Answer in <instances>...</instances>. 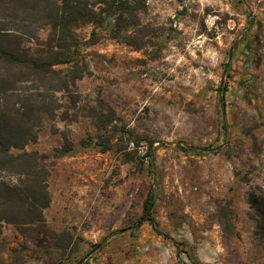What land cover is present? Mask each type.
<instances>
[{
  "label": "rangeland",
  "instance_id": "obj_1",
  "mask_svg": "<svg viewBox=\"0 0 264 264\" xmlns=\"http://www.w3.org/2000/svg\"><path fill=\"white\" fill-rule=\"evenodd\" d=\"M129 3L119 31L77 29L76 58L87 72L57 94V116L27 146L50 155L46 228L21 233L2 223L0 258L264 264V230L249 200L253 191L264 195V0ZM48 33L42 29L40 37ZM108 113L115 118L104 136H114L110 150L53 157L64 136L78 142L96 134L98 114ZM188 147L210 150L181 149ZM149 196L156 225L147 219L136 226Z\"/></svg>",
  "mask_w": 264,
  "mask_h": 264
},
{
  "label": "trees",
  "instance_id": "obj_2",
  "mask_svg": "<svg viewBox=\"0 0 264 264\" xmlns=\"http://www.w3.org/2000/svg\"><path fill=\"white\" fill-rule=\"evenodd\" d=\"M102 3L107 4L106 8H97ZM132 10L129 0H0V225L13 224L21 233L33 227L46 228L44 210L51 202L50 155L29 151L27 146L38 140L45 120L57 116L61 108L57 94L70 92L87 72L76 58L82 46L77 29L92 24L119 31L121 21ZM252 23L249 16L244 36ZM45 28L49 33L42 39L40 31ZM32 42L37 46L28 44ZM91 44L94 42L90 39L86 45ZM61 65L67 66L60 68ZM229 66L228 63L227 70ZM225 89V85L221 87L219 98L223 106ZM114 120L109 113L98 114L96 134L78 142L64 136V143L55 149L53 157L72 155L92 146L101 152L110 150L114 136H104L110 132L108 124ZM152 144L150 141L148 155ZM181 149L197 153L210 150ZM151 199V196L146 199V211ZM249 200L257 226L264 230V195L253 191ZM148 220L155 227V220L152 217ZM133 228L136 226L122 231ZM108 240L104 239L95 248ZM0 264L13 263L0 258Z\"/></svg>",
  "mask_w": 264,
  "mask_h": 264
},
{
  "label": "water",
  "instance_id": "obj_3",
  "mask_svg": "<svg viewBox=\"0 0 264 264\" xmlns=\"http://www.w3.org/2000/svg\"><path fill=\"white\" fill-rule=\"evenodd\" d=\"M232 52L230 53V56H229V61L232 59ZM152 202L149 204L148 208H147V211L146 213L143 215V217L141 218V220L136 224V226H140L143 224V222H145L151 215V210H152Z\"/></svg>",
  "mask_w": 264,
  "mask_h": 264
}]
</instances>
